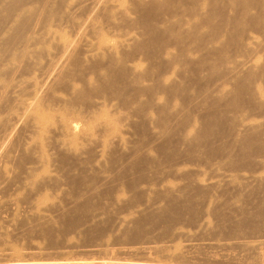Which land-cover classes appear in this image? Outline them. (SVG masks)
<instances>
[{
  "label": "rangeland",
  "instance_id": "rangeland-1",
  "mask_svg": "<svg viewBox=\"0 0 264 264\" xmlns=\"http://www.w3.org/2000/svg\"><path fill=\"white\" fill-rule=\"evenodd\" d=\"M65 1L74 6L42 23L41 32L62 40L76 35L67 17L82 19L86 0ZM113 1L130 8V0ZM129 16L107 11L93 31H85L89 37L104 35L117 46L128 44L117 54L123 72L95 59L81 62L89 67L81 73L67 69L58 84L40 94L48 117L18 129L13 152L0 157V252L7 251L8 258L58 263L264 264V245L255 242L264 239V228L244 223L263 200L255 201L251 192L264 180V130L250 146L242 142L244 133L235 132L240 119L264 114V76L252 86L254 94L261 93L255 102L243 89L233 95L231 84L221 87L223 69L213 72L199 62L213 50L239 52L237 35L228 37L227 46L215 40L205 43L200 55L188 53L181 59L180 50H194L197 44L190 31L181 43L173 33L165 36L160 50L138 51V46L151 44V37L139 13ZM249 30L264 43L261 31ZM29 32L15 38L10 27L0 35V50H21ZM200 33L209 38L206 28ZM46 37L35 35L32 50H47L52 57L59 49ZM9 38L18 42L7 48ZM254 50L252 60L264 66V47ZM7 65L0 69V85L13 78L12 62ZM50 67L43 60L41 70L24 76L16 91L21 100H12V110L3 109L2 118L22 115L33 84ZM107 80H117L122 91L107 86ZM205 91L208 100L201 98ZM209 104L226 112L223 127L212 124ZM65 120H76L87 130L79 153L63 149L68 139L58 129ZM206 130L211 131L209 144L193 145L194 136ZM223 177L232 178L231 183L222 182ZM240 241L248 244L238 245ZM209 243L223 246L211 249ZM146 244L160 248L135 255L120 251Z\"/></svg>",
  "mask_w": 264,
  "mask_h": 264
},
{
  "label": "bare ground",
  "instance_id": "bare-ground-1",
  "mask_svg": "<svg viewBox=\"0 0 264 264\" xmlns=\"http://www.w3.org/2000/svg\"><path fill=\"white\" fill-rule=\"evenodd\" d=\"M85 3L88 9L87 13L82 16V19L72 20L71 16L67 17V21L75 27L77 32L76 35L69 39L62 40L58 38L55 33L50 34L49 32H41L43 29L41 26L42 23L53 18L62 8L70 9L74 4L66 2L65 0H28V4H21L19 0H0V35L10 27H14L15 38L17 34L21 32L25 33L30 30L28 37L20 47L21 50H0V69L5 64L7 65V63L12 62L11 73L13 76L10 81L0 85V157H9L13 152L15 142H12V140L18 129L25 125L36 126L38 121L48 117L43 114L47 102L44 101V98L40 94L49 91L51 87L58 84L56 81L67 73V69L81 73L82 70L89 68L87 64H82L95 59L99 61H109L114 65L117 71L120 69V73L123 72L122 61L120 58H117V54L120 52L119 49L127 48L128 44L117 46L108 41L107 37L104 35H98L97 37L85 35V31H93L92 28L95 27L97 20L110 10L117 11L124 16H129V13L131 15L139 13V22L143 25V28H146L147 34L151 37V44L138 46V51H146L147 48H149V50H160L161 46L166 42L165 36L173 33H176L177 36L180 37L176 42L181 43L187 36V32L190 31V34L196 38L197 44L194 50H180L178 56L182 59L183 56H186L188 53H190V55H200L201 52L205 51L202 46H204L205 43L215 40L224 42V46H227L228 37L232 34L237 35L236 39L238 45L236 49H238L239 52H244V54L248 52L247 56L239 55V52L231 54L230 50L225 49L213 50L210 52V58L208 60H201L199 64L203 67H208L213 72L223 69L224 73L222 74L223 82L221 87L225 85L227 87L231 84L233 87L232 91L234 92L233 95H236V91L243 89L247 94L248 92L250 93L249 101L255 102V99L260 98L259 94L261 96V93L254 94L252 86L256 78L264 76V66H259L256 64L255 60V62L252 60V53L255 51L254 48L264 47V43H261L262 40L260 42L256 40L257 36H251V32L249 34L248 30L258 29L259 33L262 32L263 36L264 24H261L264 23V0H130V8L128 10L124 6L114 3L113 0H92V3H90V0H86ZM51 22L49 24L50 27ZM204 28L207 29V35L209 37L207 40H204L203 35L200 33ZM160 29H162V31ZM246 31L248 32L247 37H245ZM35 35L43 38L49 35L51 41L59 49L56 50V54L50 57L47 50H32L37 44L34 40ZM258 37H260V35ZM258 37L257 39H259ZM15 38H9V43L5 44V47L8 48L16 44L18 40ZM46 38L49 39L48 37ZM199 38H201V40L198 43L197 40ZM81 46L86 47L87 50H81ZM244 47L246 48V52L243 49ZM250 47L252 49H250ZM247 48L248 50H252L251 56H248L250 55V50L247 51ZM135 53L137 52L131 51L130 54L134 55ZM43 60H46L47 63L51 65L50 70L46 73L45 78L41 82L33 84L34 92H32V95L28 98L26 106L22 108V115L14 116L9 121L7 120L8 118H2L1 111L3 109L12 110L10 106L12 100H15L16 103L21 100V98L16 95L17 89H22L18 84L26 74H30L35 70H41V63ZM81 62L82 64H80ZM202 62L204 63L202 64ZM231 63H233V65L229 67ZM186 65L187 70L191 68V64ZM107 82V86L122 91L117 80H107ZM72 93H75V91L73 90ZM201 98L208 100L210 98L209 93L205 91ZM224 98L225 96H220L217 99L222 100ZM232 103L234 104V101H232ZM96 104L99 103L96 102ZM208 107L211 112L208 117L213 121L212 124L216 127H223L225 125L226 112L219 109L220 107H218L217 104H209ZM235 125V132L237 135H242L244 133L242 142L250 146L254 140L257 141L259 134H262L264 130V114L258 116L250 114L240 119L239 123ZM50 130L51 128L49 131ZM58 130L60 133H64L68 139V145L64 146L63 149L72 154L79 153L83 146L80 140L87 130L80 128L76 120H70V122L65 120L63 126ZM210 140L211 131L206 130L197 133L191 143L193 145H200L201 142L209 144ZM119 141L121 142V139ZM251 178L253 182L258 180V178H254L253 175ZM231 181L232 178H222V182L224 183H231ZM260 184L262 187L259 188L256 186L257 188L252 190L251 195L255 201L258 199L263 200L257 201L259 202L257 207L259 209H257L253 215H249L244 223L246 226H250L253 229L261 230L264 228V180H261ZM174 211L177 215L179 209L177 211L175 208ZM74 221L77 223L78 217H75ZM250 238H252V236H250ZM255 242L257 245H264V239ZM236 243L238 245H242L243 243L248 244L245 241ZM155 246L146 244V246L142 245L139 248H127L121 249L120 251L126 255H135L138 254L139 251H157L160 248ZM222 246L223 245L214 243L208 244V247L211 249ZM8 257L9 253H7V251L0 252V262L3 261V264H94V262L89 263L91 260H88V262L79 259H70L69 261L67 260L68 262L58 263L52 262L53 260L51 262H39L35 260H22L13 256L11 257L12 259ZM124 260L116 259V261H103V264H128L126 262L130 261ZM149 262L148 264H162V262L160 263L156 260ZM134 264L140 263L134 262Z\"/></svg>",
  "mask_w": 264,
  "mask_h": 264
}]
</instances>
